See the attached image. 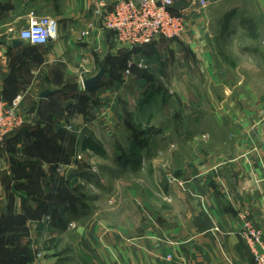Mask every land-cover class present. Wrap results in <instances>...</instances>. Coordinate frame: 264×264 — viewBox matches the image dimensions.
Masks as SVG:
<instances>
[{"label":"crops","instance_id":"crops-1","mask_svg":"<svg viewBox=\"0 0 264 264\" xmlns=\"http://www.w3.org/2000/svg\"><path fill=\"white\" fill-rule=\"evenodd\" d=\"M100 1L110 11L117 0H0V101L9 103L21 96L19 110L25 120L0 146V230H15L1 236L0 244L19 245L27 253L24 264H253L238 232L241 214L264 232V77L249 81L261 86L259 93L250 88L248 97L258 100L248 103L240 115L244 117L237 128L241 143L234 144L235 155L215 160L207 171L175 176L181 183L171 184L164 195L178 211L173 227L166 225V219L163 228L149 226L141 236L123 237L94 215L69 219L62 228L54 220H44L49 202L39 198L51 193L46 170L54 163L45 156H53L48 144L60 127L81 116L84 123L74 130L87 135L94 132L91 117L96 113L104 130L109 131L115 120L126 125L132 96L149 87V80L139 77L140 69L125 75L130 60L138 62L142 57V48L131 50L118 44L103 19L94 15ZM218 1L223 0L212 2ZM227 1L234 9L241 8L259 28L263 47L256 49L264 53V0ZM174 7L184 13L193 9L188 0H174ZM41 17L56 24L48 44H12L19 40V31ZM85 32L88 35L82 36ZM186 32L182 40L193 45L191 38L199 37L201 30L191 27ZM213 51L210 58L206 55L207 61L224 69ZM84 60L88 72L80 76ZM101 68L104 75L98 85L86 92L82 83ZM223 84L234 82L230 79ZM45 89L57 94L39 98ZM231 95L229 91V99ZM132 118L136 119L134 111ZM99 133L105 135L101 129ZM60 234L68 239L66 252L58 247L64 243Z\"/></svg>","mask_w":264,"mask_h":264},{"label":"rangeland","instance_id":"rangeland-1","mask_svg":"<svg viewBox=\"0 0 264 264\" xmlns=\"http://www.w3.org/2000/svg\"><path fill=\"white\" fill-rule=\"evenodd\" d=\"M212 1L204 10L193 8L185 13L186 28L201 30L199 37L191 38L193 45L182 40L185 32L180 39L157 38L140 49V61H147L148 69L138 75L149 80V87L132 96L126 125L115 120L109 132L97 113L92 115L94 132L86 134L93 136L105 156L81 150L80 140L88 137L74 130L84 123L81 116L68 120L71 129L59 125L56 138L48 144L53 156H45L54 162L46 170L51 193L44 199L38 197L49 202L44 220H54L62 228L69 219L94 215L123 237L141 236L149 226L163 228L166 219V225L173 227L178 211L164 195L171 184L181 183L175 176L207 171L215 160L235 155L234 144L241 143L237 128L244 117L240 115L248 103L258 100L248 97L250 88L259 93L261 86L249 81L264 77V53L256 49L263 44L259 28L240 7L234 9L227 0ZM232 10L230 33L220 35L223 18ZM242 16L250 21L244 28ZM252 24L257 40L250 34ZM212 51L226 70L207 61ZM230 79L232 86L223 84ZM99 129L105 131L103 137ZM30 217L35 220L36 216ZM13 231L1 229L0 237ZM60 236L64 243L58 247L66 252L68 239ZM19 247L0 244V264H24L27 253ZM36 257L41 258L40 254Z\"/></svg>","mask_w":264,"mask_h":264},{"label":"built area","instance_id":"built-area-1","mask_svg":"<svg viewBox=\"0 0 264 264\" xmlns=\"http://www.w3.org/2000/svg\"><path fill=\"white\" fill-rule=\"evenodd\" d=\"M188 3L194 10H204L209 4L208 0H188ZM94 15L103 19L105 29L115 34L120 46L131 50L148 46L157 38L180 39L187 31L185 13L174 10V0H117L110 11L100 1ZM55 33L56 24L49 17H41L19 31L18 39L33 46H44ZM86 35L87 32L82 34ZM86 64L84 60L80 65V76L87 74ZM133 68L146 70L147 66L143 61L131 59L125 75H130ZM20 104L21 96L9 103L0 101V146L25 124ZM239 217L242 225L238 235L245 241L253 264H264V232L256 228L246 214ZM167 259L171 260V256Z\"/></svg>","mask_w":264,"mask_h":264},{"label":"trees","instance_id":"trees-1","mask_svg":"<svg viewBox=\"0 0 264 264\" xmlns=\"http://www.w3.org/2000/svg\"><path fill=\"white\" fill-rule=\"evenodd\" d=\"M234 14H235V10H232L224 16L222 26H220V28H221L220 35L224 36V34L226 32L228 34L230 33L229 24H230V20L234 16ZM249 23H250V21L247 20L246 18H241V20H240V26L242 28H244L245 25L249 24ZM250 30H251L250 31L251 36L253 37V39H256L257 33H255V27L253 24H252V27L250 28ZM219 54L222 55L223 54L222 51H219ZM80 144H81V150L82 151H90V152L94 153L95 155H98L101 157L106 155L104 152V149L92 137H84L81 140ZM57 224H58V222H57Z\"/></svg>","mask_w":264,"mask_h":264},{"label":"water","instance_id":"water-1","mask_svg":"<svg viewBox=\"0 0 264 264\" xmlns=\"http://www.w3.org/2000/svg\"><path fill=\"white\" fill-rule=\"evenodd\" d=\"M20 43H21L20 40H16L12 42L13 45H18ZM103 75H104V68H101L100 71L95 76H93L88 80H85L82 83L84 90L86 92H92L98 85V82ZM55 94H57L56 90L45 89L40 93L39 98L46 99L47 97L53 96Z\"/></svg>","mask_w":264,"mask_h":264}]
</instances>
